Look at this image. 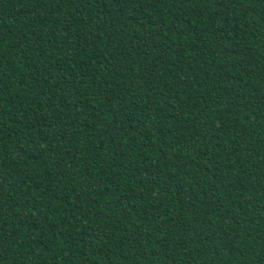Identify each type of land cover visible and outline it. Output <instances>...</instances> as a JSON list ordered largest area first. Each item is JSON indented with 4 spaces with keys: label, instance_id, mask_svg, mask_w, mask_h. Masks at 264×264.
Instances as JSON below:
<instances>
[{
    "label": "trees",
    "instance_id": "16d2710c",
    "mask_svg": "<svg viewBox=\"0 0 264 264\" xmlns=\"http://www.w3.org/2000/svg\"><path fill=\"white\" fill-rule=\"evenodd\" d=\"M0 264H264V0H0Z\"/></svg>",
    "mask_w": 264,
    "mask_h": 264
}]
</instances>
